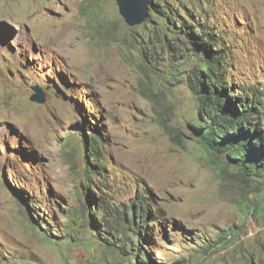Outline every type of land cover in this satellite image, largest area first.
Here are the masks:
<instances>
[{"label": "rangeland", "instance_id": "1", "mask_svg": "<svg viewBox=\"0 0 264 264\" xmlns=\"http://www.w3.org/2000/svg\"><path fill=\"white\" fill-rule=\"evenodd\" d=\"M170 4L221 46L237 93L264 87V0ZM159 19L151 7L130 26L116 0H0V264H128L72 226L109 198L149 207L147 261L264 264L262 185L223 172L185 125L174 138L163 124L193 116L195 100L143 38Z\"/></svg>", "mask_w": 264, "mask_h": 264}, {"label": "trees", "instance_id": "2", "mask_svg": "<svg viewBox=\"0 0 264 264\" xmlns=\"http://www.w3.org/2000/svg\"><path fill=\"white\" fill-rule=\"evenodd\" d=\"M170 2L151 0L150 8H154L160 19L156 25L145 30L143 38L149 49L155 46L166 59L168 54L169 77L186 85L193 95L195 106L193 116L181 114L173 125L163 124L174 138H180L181 127L185 125L223 172L244 182L262 185L263 190L264 135L260 132V126L264 121V87H240L237 93L231 86L233 82L225 76L229 63L221 46L212 41L209 31L204 33L194 28V23L188 24V16L183 18L179 13L180 6L171 5ZM158 4H162V8ZM170 38L175 39L174 46ZM158 42L162 44L161 50L157 48ZM156 54L153 53L149 59L152 61L157 58L159 55ZM95 132V141L90 149L94 155H98L95 144L102 143L103 136ZM221 153L226 155V164L218 161ZM92 185L93 179L90 178L88 186ZM143 196L141 207L151 206L149 197ZM91 200L98 202V198L93 195ZM114 201L112 198L104 200L101 203L104 209L99 211L91 206L87 211L89 221L84 220L79 224L75 217L72 226H85L99 242L120 249L121 254L127 256L128 264H155L145 260L143 245L147 235L142 230L144 228L146 231L149 224V207L136 211L132 205H119ZM93 210L96 211L95 215H92ZM41 223L44 225L43 220ZM72 238L74 240V234Z\"/></svg>", "mask_w": 264, "mask_h": 264}, {"label": "water", "instance_id": "3", "mask_svg": "<svg viewBox=\"0 0 264 264\" xmlns=\"http://www.w3.org/2000/svg\"><path fill=\"white\" fill-rule=\"evenodd\" d=\"M119 6V11L124 17L125 21L130 25H138L144 22L150 14L149 8L151 5V0H116ZM36 91L31 96L33 101L44 103L46 101V96L42 92L40 86H33Z\"/></svg>", "mask_w": 264, "mask_h": 264}]
</instances>
